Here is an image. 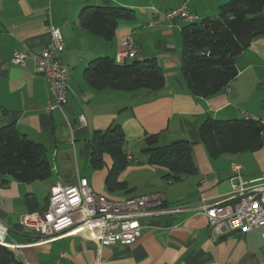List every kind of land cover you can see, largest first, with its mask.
I'll return each instance as SVG.
<instances>
[{
    "label": "crops",
    "instance_id": "obj_1",
    "mask_svg": "<svg viewBox=\"0 0 264 264\" xmlns=\"http://www.w3.org/2000/svg\"><path fill=\"white\" fill-rule=\"evenodd\" d=\"M227 1L0 0V127L13 125L40 143L50 169L44 179L26 184L0 174V222L10 228L6 243L18 247L10 250L0 245V264H264L262 230L215 234L207 219L190 209L142 218L141 235L128 246L102 247L78 235L40 239L19 224L23 215L46 207L55 184H71L78 177L107 198L124 201L149 196L161 207L194 205L201 199L212 204L229 195L232 159L245 165L239 172L241 181H264V144L251 154L256 168H249L243 153L208 154L199 129L206 118L242 117L238 107L244 103V91L264 71V35L236 57L238 75L225 89L208 98H195L180 72L181 29L186 23L164 18L166 11L182 3L199 20L215 17ZM89 6L127 9L134 19L119 22L112 39L105 40L79 27V15ZM51 28L62 35L64 49L59 59L67 69L68 84L67 102L54 111L46 109L48 83L34 75L32 64L18 67L10 62L14 53L32 54L46 48ZM127 36L132 37L137 53L126 62L154 59L164 77L160 90H95L85 81L83 71L88 63L104 56L115 59ZM115 125L126 142L124 153L132 160L107 185L113 161L103 154V163L93 167L90 141L96 132ZM149 136L157 137V147L180 140L193 144L195 173L178 182L167 181V169L150 164L142 151ZM205 178L207 183L201 184Z\"/></svg>",
    "mask_w": 264,
    "mask_h": 264
},
{
    "label": "trees",
    "instance_id": "obj_2",
    "mask_svg": "<svg viewBox=\"0 0 264 264\" xmlns=\"http://www.w3.org/2000/svg\"><path fill=\"white\" fill-rule=\"evenodd\" d=\"M264 0H228L215 17L186 23L181 29L180 72L187 90L195 98H208L225 89L238 75L236 57L258 36L264 35ZM134 17L120 7H85L79 15V27L89 34L111 40L119 22ZM87 84L95 90H160L164 85L161 68L154 59L116 63L108 56L88 63L83 71ZM201 143L213 157L256 150L262 146L259 123L250 118L221 120L206 118L200 125ZM155 136L145 139L142 151L148 162L167 169L165 179L178 182L195 173L191 156L193 144L175 141L155 146ZM125 139L117 125L96 132L90 141V162L99 167L103 154L110 155L113 170L110 185L118 171L125 168ZM44 147L21 134L13 125L0 127V174H8L19 183H31L48 176L50 169Z\"/></svg>",
    "mask_w": 264,
    "mask_h": 264
},
{
    "label": "built area",
    "instance_id": "obj_3",
    "mask_svg": "<svg viewBox=\"0 0 264 264\" xmlns=\"http://www.w3.org/2000/svg\"><path fill=\"white\" fill-rule=\"evenodd\" d=\"M88 1V0H81ZM166 21L182 20L185 23L199 21L190 12L186 3L164 13ZM64 44L60 31L50 30V41L46 48L38 53H14L11 64L24 67L32 64L34 75L43 77L49 86L48 111L61 110L67 102V69L61 64L59 54ZM137 49L131 36H127L124 47L116 53V63L135 57ZM264 106V101H263ZM259 123L264 136V119L246 117ZM80 123L84 124L83 117ZM126 160L132 157L126 154ZM240 165H232L230 178L232 191L219 201L208 204L201 199L194 205L161 207L152 197L140 196L124 201H117L96 193L87 180L78 177L71 184L57 183L51 189L46 207L23 215L19 224L33 230L40 239H53L59 235H78L85 240L97 242L106 247L114 244L128 246L136 242L141 235L142 218L180 213L184 209L195 210L208 221L215 234L238 231L247 233L262 230L261 238L264 251V181L262 178L241 181ZM202 179L201 184H206ZM10 228L0 222V245L10 250H17L15 243L7 244L5 237ZM91 264H105L102 261Z\"/></svg>",
    "mask_w": 264,
    "mask_h": 264
},
{
    "label": "rangeland",
    "instance_id": "obj_4",
    "mask_svg": "<svg viewBox=\"0 0 264 264\" xmlns=\"http://www.w3.org/2000/svg\"><path fill=\"white\" fill-rule=\"evenodd\" d=\"M86 3V2H85ZM83 3V4H85ZM262 12L264 13V7ZM264 44V43H263ZM264 50V49H262ZM249 87V88H248ZM246 91H244V96L243 100L244 103L238 107L240 112L242 113V117H258L261 119H264V106H263V101H264V71L263 74L258 75L257 79L250 85H248ZM242 117H237L238 119H241ZM264 142H262V146L259 149L256 150H247L242 152L246 157L248 158L247 164L249 168H256V162L253 158V153L255 151H259L262 149ZM135 150V149H134ZM251 154H253L251 156ZM227 154H222L221 156H224ZM233 160V165H240L241 167H245L244 163H240L239 161H234ZM255 174V173H254Z\"/></svg>",
    "mask_w": 264,
    "mask_h": 264
}]
</instances>
